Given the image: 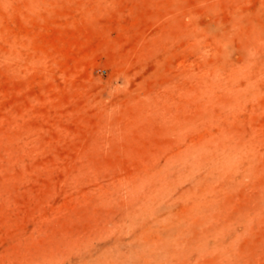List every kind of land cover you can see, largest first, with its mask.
Wrapping results in <instances>:
<instances>
[{"label":"rangeland","instance_id":"374dc122","mask_svg":"<svg viewBox=\"0 0 264 264\" xmlns=\"http://www.w3.org/2000/svg\"><path fill=\"white\" fill-rule=\"evenodd\" d=\"M0 264H264V0H0Z\"/></svg>","mask_w":264,"mask_h":264}]
</instances>
